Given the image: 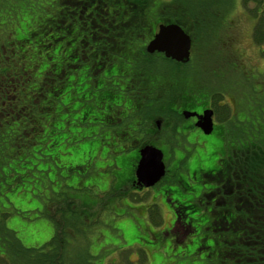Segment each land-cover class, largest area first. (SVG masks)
<instances>
[{
  "label": "rangeland",
  "instance_id": "rangeland-1",
  "mask_svg": "<svg viewBox=\"0 0 264 264\" xmlns=\"http://www.w3.org/2000/svg\"><path fill=\"white\" fill-rule=\"evenodd\" d=\"M77 1L78 0H12V2L8 3V5L13 7L10 12L1 8L0 43L3 41L5 42L8 37H13L10 36L12 30L16 33L17 37L28 34L33 40V45L31 44L32 42H29L25 49L16 48V53H8L11 60L17 62L18 66L21 65L23 70H27L29 75L31 74L33 77H36V72H34L33 67L37 61L33 57V53H26V50L28 52H34L36 48L38 53H43L42 58L45 60L46 55L44 53L46 48L43 47L45 46L43 42H45L46 34L61 24V21L65 20L68 22V19L64 15V9L68 8L70 10H75V8L78 7L81 12L84 11L83 14L88 13V11L85 10L88 5H85L83 9L81 6H77ZM151 2L163 3L168 1L151 0ZM230 2V6L226 9L227 13H225L229 15L228 20L230 21L227 30H223L227 25L225 21L219 22L220 28L212 25L213 28L208 29L207 33L205 26L199 25V27L194 30L192 25L188 23L189 33L194 38L192 53H196L194 55L195 68L202 72V77L206 80L207 71H205V69L211 67V57L213 58L214 54L229 53V60H236V57L233 58L231 53H242L241 55L243 58H241V67L243 68L241 76H243V85L240 89L241 95L239 99L246 111L240 114L239 120L241 123L238 125V127H240L239 132L235 131L233 137L226 140L225 146L232 148L234 160H236L237 149L242 151L256 145V152L252 156V160L249 161V164L251 163L250 166L256 167L257 172L264 176V152H261L264 151L261 148L263 147L262 144H264V103L259 102V99L264 95V53H260L264 45H258L254 38L255 29L251 30V28H254L257 24V19L261 20L262 17L256 12L255 7L258 3H254V1L248 3L245 0H177L175 6L183 8L187 16L192 15L193 17L196 16L198 19H201L206 16V12L209 16H212L217 9L226 8ZM81 4L83 5V3ZM169 6L168 4V6L164 8L165 13L169 12ZM116 7L117 6H113V8ZM9 8L10 7H8V9ZM85 30L86 33L84 34V38H89V31L87 29ZM34 33L37 34L36 39H38V41H34ZM73 34V37L79 35L78 26L75 27ZM84 38L81 36L80 40ZM68 41L69 37H66L63 44L66 47L64 48L65 50L68 47L66 44ZM77 41L78 40L74 41V44H76ZM59 46L61 48L63 47L62 45ZM77 46L78 45H75L76 48ZM73 47L74 46H72V48ZM89 48L90 50L84 51L92 53L94 50L93 44H91ZM68 50H70V48L66 50L67 53ZM78 50L79 53H82L81 48H78ZM119 56L121 59L114 57L117 62H114L113 68L127 75L128 78L131 79V82L125 79L126 82L123 85L122 78L116 77L112 80H101L102 77L100 75L97 76L96 89H94V91H92L90 85V87H85L89 97L85 99L87 100L86 103H93L82 110L92 113L89 115V122L84 116L75 114V119H86L84 122L79 120L81 124L89 123L95 125H85L79 128L72 127L69 132L68 128H70V122H68V119L66 120L67 113L63 115L60 110L61 107H58V105L53 107L51 104L54 110L52 109V111L48 113L49 115L46 116L48 122L45 124V127L42 125L43 117L40 116L42 113L40 110L43 105L41 101L36 100V91L39 90L40 86L39 84L31 83L20 73V104L21 106L29 104L31 108L28 111L29 115L25 114L21 116L20 120L16 122L12 121L8 124L9 126H7L5 136L11 144L10 152L12 151V147L19 141L20 129L22 127L34 129V126L28 119L30 115L38 118V123L35 128L39 129L41 132L32 134V141L28 148L20 149L21 155L19 154L20 161L26 162L23 164V168L29 169L31 167L34 171V177L25 178L21 183L18 182L16 191H13L10 189L6 190L9 186V182H13V180L8 178L3 180L0 176V221H2L4 214H9L7 227L17 233V237L21 240L23 245L28 248L41 247L50 242L54 237L56 233L54 221L56 225L59 226L60 235V231H62V215L61 211L57 210L67 209L68 205L64 200H61L60 203H52L51 201L59 199L60 197H69L73 198L75 207L88 218V222L86 217L84 222V225L86 224L84 226L86 233L79 236L76 235L77 232H75L74 229L76 224L69 222L66 224L63 223V225L65 224L64 230L67 233L66 235L71 236V240L69 237L68 240L72 241L74 244V246L67 245V250H70L71 253L81 251L84 255L88 256L90 260L94 261L89 255L90 251L92 255H96L102 247L109 245L107 248L103 249L101 254L104 255L105 259L108 255V251H110V257L107 260L108 264L110 260H116L117 264H188L190 262L192 264H220V260L208 258L209 255L206 251L204 253L202 252L197 259L194 257V261L185 256L180 257L178 252H181L184 248L168 249L169 245L164 251L161 249V251H159L160 253H157L158 250L154 249L153 251H145L143 255H140V246L142 244L147 247H160L159 244L161 243L159 239H157L156 242L149 241L147 239V233L165 236L167 231L164 230L167 229L174 220L172 208L177 205H173L172 202H168V200L166 203L169 207L161 206L160 208L154 205L155 201L153 200V194L158 195L162 185L152 189V192H131L129 195H123L122 197L114 193L118 190L117 188H119L118 183L120 186L126 185V187L124 186L122 188V191L128 190L130 188L128 182L133 175L131 166L129 167V165L124 163V159L131 160L132 157H123V154H117L122 151L120 147L125 144L132 146L133 142L138 138L134 135L135 131L138 129V125L146 119H153L156 117L154 111L149 114L142 109L140 110L142 111L141 113L137 111V107L139 108L140 104L132 99L135 96L136 89L142 90L144 79L136 75L137 71L133 67V63L129 64L125 58H122V55ZM21 57L23 60L20 59ZM38 57L40 58V56ZM56 57L59 56L57 55ZM53 63L57 64L59 67L62 65V59H60V61H57V59L56 61L53 60ZM65 63L70 64V61H65ZM213 65H222V63L218 62ZM98 66L100 65L97 64L96 69ZM17 69H19V67L14 68V70ZM84 70L85 67L82 68L80 73L82 74ZM215 75L212 79L214 83L219 81ZM230 75L231 74L226 73V78H229ZM70 79V86L72 85L71 87L73 88L76 86V80H74L73 77ZM109 81H111L110 84ZM224 81L225 79L223 78L220 82ZM120 85L124 87L121 88ZM185 87L188 88L186 85ZM214 87L217 88L219 86L215 84ZM100 89H102L101 92ZM223 89L225 90V87ZM108 92L111 93L109 95L114 96L113 99L103 100L99 98L100 96L103 97L104 94H108ZM145 92L146 94L150 93V91ZM120 94L123 96H120ZM91 95L96 97V102H93L94 99L91 98ZM119 97L129 98L134 103L136 102L134 104L136 108H133L130 114H128L129 121H127L128 124L125 127V131L120 130V132L118 130L119 128L111 127L113 124V113L107 115L108 117L104 119V123L100 121L101 125L96 126V117L99 116V122L103 112V110L100 109L98 113L96 107H105L108 104H112L113 101H120ZM80 100L81 99H79V101ZM227 101L231 102L230 99ZM79 103H82V101L75 103L72 109L77 110L79 108L77 104ZM230 106L231 108H235L233 105ZM69 119H71V117H69ZM93 119H95V122ZM5 122V120L1 121L3 127L6 125ZM39 123L42 129L39 128ZM62 124H64L65 127L63 140L64 138H67V140H64L63 144H60L58 147H50V142L54 140L52 135L57 132V128L58 130L60 129L59 126ZM162 124L164 125L163 122ZM113 129L117 131L113 133ZM4 131L5 130L0 131V139ZM8 131L10 132L8 133ZM37 139L38 142L31 147V144L37 141ZM182 142H184L185 146L181 145V148H178L176 153H179V149H182V151L186 152V155L190 154V157L193 156L192 160L201 156L203 161H206L207 155H211L206 152V149H201L199 147L193 148L184 140ZM212 142H214V140ZM154 145L164 150L163 143ZM178 145L179 142H175V146ZM139 147H137V149L132 148L129 153L131 155H138ZM29 149L31 150L32 156L27 154ZM43 154L53 156L57 162L44 161L41 159ZM1 158L3 159L2 152L0 151V170L4 165ZM186 158L188 159L189 155H187ZM214 159L215 161L217 159L215 154ZM17 161L18 160H16V163ZM14 163L15 162H9V164H7L8 168L13 169L10 167H12ZM36 166L37 168L34 169ZM129 168L130 170L127 171ZM189 168L194 171L197 168L196 162L189 165ZM45 170H49L48 178L42 172ZM12 176L13 174L11 177ZM5 184H8V186H4ZM3 191H5L4 194L2 193ZM170 191L176 192V189L170 188ZM185 195L186 196L182 198L185 200H192V194L190 195V193H188ZM175 200L176 203H178V198L175 197ZM119 201H122L126 207L121 208ZM199 202L198 200L196 203ZM45 206L50 218L44 214ZM147 209H149V211H147ZM198 215L199 213H196L193 216ZM142 225H145V230L141 229ZM114 229L120 231V235H123L124 240L119 236V232ZM200 236L203 237V234ZM61 237L62 235L59 236L62 241L63 237L62 239ZM168 240L170 239L168 238ZM189 240L188 238L186 241L189 242ZM139 241L140 243H138ZM199 242L198 239L194 240V244L191 246V252L200 245ZM178 243H176L174 247H176ZM123 247L126 249L124 248L125 250H121L122 252H120L119 249H123Z\"/></svg>",
  "mask_w": 264,
  "mask_h": 264
},
{
  "label": "trees",
  "instance_id": "trees-1",
  "mask_svg": "<svg viewBox=\"0 0 264 264\" xmlns=\"http://www.w3.org/2000/svg\"><path fill=\"white\" fill-rule=\"evenodd\" d=\"M167 1L168 2L162 3L151 2V0H114L113 4L110 5V11V6L105 10L102 8L100 9L102 18H105V15L108 16V18L98 23L96 22V11L91 13L88 12L87 14L80 13V19H78V17L68 19L66 13H64L68 22L65 20L61 21V24L46 34L45 42H43L45 44L43 47L46 48L44 53L46 55L45 60L42 58L43 53H38L36 48L34 52H28L26 50V53H33L32 55L37 61L33 67L34 72H36V77H33L31 74L29 75L27 70L24 71L23 67L20 64V66H18V63L12 61L8 55V53H16V48L25 49L27 44L33 41L30 35L24 34V36L17 37L16 33L12 30L10 36L13 37H8L5 42L3 41L0 43V52H2L0 53V131L5 130L3 134H1L2 136L0 139V151L3 157L1 161L4 163L0 170V176L3 180L7 178L13 180V182H9V186L8 184L4 185L8 186L6 190L10 189L16 191L18 182L21 183L25 178L34 177V171L31 167L29 169L23 168V164L26 162L20 161V149L28 148L32 141V134L41 132L39 129L35 128L38 123V118L30 115L28 119L34 126V129L22 127L20 129L19 141L15 144L16 147H12V153L10 152L11 144L5 136L7 126H9L8 124L12 121L16 122L20 120L21 116L25 114L29 115L28 111L31 108L29 104H24L22 106L20 104V73L31 83L39 84L40 86L39 90L36 91V100L41 101L43 105L40 110L42 112L40 116L43 117L42 125L44 127L48 122L46 116L49 115L48 113L57 105L61 107L60 110L63 115L67 113L66 120L68 119V122H70L68 132L72 127L79 128L85 125H95L89 123L81 124L79 121L81 120L84 122L87 119L89 122V115L92 114L89 111H82L85 107H89L93 104L92 102L86 103L87 100L85 99L89 97L85 87L91 86L92 91H94V89H96L97 76L100 75L102 77L101 80L110 78L116 70L113 68L114 62H117L115 61L116 58L121 59L119 56L120 54L122 58H125V53H144L143 56L140 55L135 57L133 64L136 65L137 69L143 71L142 73L152 71L154 75L156 69H158V67L160 68L162 62L159 61L160 58L151 56L146 48L159 23H176L189 33V24L192 25L194 30L198 28L199 25L206 27L211 17H213L216 21L215 23H217L223 18L225 13H227V8L223 7L217 9L212 16H209L206 12L204 18L198 19L196 16H187L183 8L175 6L177 0ZM245 1L248 3L250 1L258 3L255 7L256 12L262 17L255 39L259 44H262L264 43V0ZM9 2H12V0H0V9L2 8L10 12L13 7L8 5ZM168 4L170 5L168 7L170 13H165L164 8H166ZM85 5L87 6V4L83 3V5H79V7L81 6V8L84 9ZM113 6L117 7L113 8ZM8 7L10 8L8 9ZM85 10L88 11L86 8ZM101 20L100 18V21ZM76 26L79 28V35L73 37ZM85 29L89 31V38H84V34L86 33ZM36 35L37 34L34 33V41H38ZM81 36L84 39L80 40ZM66 37H69V41L66 43L68 46L67 49L70 48L68 53L66 51L67 49H64L66 47L63 45ZM76 40L78 41L74 44ZM31 44L33 45V42ZM91 44L94 46V50H91L92 53L85 52L84 50H90L89 47ZM59 45L63 47L61 48ZM75 45H78L77 48ZM72 46L74 47L72 48ZM78 48L82 49V53H79ZM57 55L59 57H56ZM38 56H40V58ZM55 58L57 61L62 59V65L58 67L57 64H54L53 60L56 61ZM20 59L23 60L22 57ZM65 61H70V64H66ZM97 64L100 66L96 69ZM15 67H19V69L14 70ZM84 67L85 70L81 74L80 71ZM184 73H189V69L185 68ZM71 77L76 80V86L73 88L71 87L72 85L70 86ZM165 86V82H161L160 88L154 93L161 95L164 99L167 97L166 95L168 93L170 94L168 96L171 97L173 94L171 93L172 91L170 89H164ZM101 90L102 89H100V92ZM109 94L111 93L108 92V94H104L103 97L100 96L99 98L103 100L113 99L114 96ZM91 98L94 99V101L92 100L93 102H96V97L91 95ZM79 99L81 100L79 101ZM81 101L82 103L77 104L79 108L73 110L72 107L75 103ZM149 110L151 111L147 112L148 114L154 111L156 116H169L167 111H161L153 106L150 107ZM141 112L142 111H140V113ZM75 114L79 116L82 115L86 119H75ZM69 117H71V119H69ZM2 120L6 121L5 127L1 125ZM57 121L59 122L58 119ZM93 121L95 122V119H93ZM60 126V129L58 130L57 128V132L52 135L54 140L50 142V147H58L60 144H63L64 140H67V138L63 140V134L65 132L64 124ZM39 128L42 129L40 123ZM9 132L10 131H8V133ZM147 139L154 141L152 136ZM168 140L169 142H173V138H168ZM161 141L162 140L158 138L155 140V144L161 143ZM36 142H38V139L31 144V147ZM166 144H168V142ZM262 146L261 148L264 150V144H262ZM251 147L250 149L242 151H239V149L236 150L237 157L235 166L232 167L231 171L229 170L230 179L232 181L230 183L226 181L224 185H221V187L224 186V188L222 187V191L219 194L211 195L214 201L211 208L212 212H209V210L205 213L204 210L207 204H203L201 201L189 207L190 214L199 213L198 216H192L190 219L194 226L201 229L197 233L200 235L203 234V237L199 238L201 243L194 251L191 252V248H187L186 250V247H184L183 252L186 251V253H184L185 256L187 255L186 258L194 261V257L197 259L202 252L204 253L206 251L209 255L208 258L220 260V264H264V176L257 172L256 167L250 166L251 163L249 164V161L252 160V156L256 152L257 146ZM27 154L32 156L30 149ZM212 156L214 155L207 158V161L211 164L214 162V159L210 158ZM41 159L44 161L57 162L53 156H48L47 154H43ZM16 160H18L17 163ZM124 161L126 165H129V167L131 166V160L124 159ZM9 162H15L12 164V167H10L13 169L8 168L7 164H9ZM36 168L37 166L34 167V169ZM213 169H215V167H213ZM129 170L130 168L127 171ZM214 171L216 170H213V172ZM42 172L48 178L49 170ZM226 172H228V169H225V173ZM12 174L13 176L11 177ZM2 193L4 194L5 191ZM118 196L122 197L119 194ZM61 200H64V202L68 204L67 209L57 210L61 211L62 215V231H60V235H62L63 240L61 241L59 238V226L56 225L54 221L56 230L54 237L50 242L38 248H28L24 246L21 240L18 239L17 233L7 227L9 214H4L2 221H0V264H108L107 260L110 257V251H108V255L105 259L104 255L101 254L103 249L107 248L109 245L102 247L96 255H92L90 251L89 255L94 261L90 260L88 256L84 255L81 251L71 253L70 250H67L68 246H74V244L70 241L71 236L66 235L67 233L64 230L65 224L68 222L76 224L74 228L75 232H77L76 235H83L86 233L84 227L86 225H84L86 216L75 207L73 198L60 197L51 202L60 203ZM119 204L121 208L126 207L123 205L122 201H119ZM46 206L44 207V214L50 218L49 213L46 211ZM86 220L88 222L87 217ZM63 223L65 224L63 225ZM143 227L144 225H142L141 229ZM115 231L119 232V236L124 240L123 235H120V231ZM68 237L70 240H68ZM76 239L78 240L77 237ZM138 243H140V241ZM124 248L125 247L119 249V251L122 252L121 250L126 249ZM140 250V255H143L145 250ZM109 264H117V261L110 260ZM188 264L192 263L190 262Z\"/></svg>",
  "mask_w": 264,
  "mask_h": 264
},
{
  "label": "flooded vegetation",
  "instance_id": "flooded-vegetation-1",
  "mask_svg": "<svg viewBox=\"0 0 264 264\" xmlns=\"http://www.w3.org/2000/svg\"><path fill=\"white\" fill-rule=\"evenodd\" d=\"M113 1L114 0H78L76 3L81 2L87 4V10L90 13L96 11V22L98 23L108 18L106 15L105 18H102L100 9L102 8L105 10L111 4H113ZM230 4L231 2L226 7L227 9ZM79 5L82 4H77V6ZM110 10L111 6L109 7V11ZM64 13H66L68 19H73V17H78V19H80V13L83 14V12H81L78 7L75 8V10L66 8L64 9ZM228 17L229 15L225 14L219 21H225L227 24L225 26L226 28L223 30H227L229 28L230 21L228 20ZM100 18L102 19L101 21ZM260 21V19H257V24L255 25L256 28H251V30L255 29V35L257 34ZM215 22L216 21L213 17L208 20V24L206 25V33L208 29L213 28L212 25L220 28L219 22ZM162 24L170 23H159L151 38H153L158 32L159 26ZM188 34L190 35V33ZM190 36L192 37L193 43L190 59L187 63L177 62L166 57L164 53L151 54V56L160 58L159 61L163 64H160V68L158 67V69H156L154 75L152 71L148 73H142L143 71L137 69L136 65L133 64V67L137 71L136 75L140 78L143 77L144 79L142 90L136 89L135 96L132 99L133 101H136L138 104H140L139 108L137 107V111L142 109L149 112L151 111L149 110L150 107L153 106L161 111H167L169 116L162 117L157 115L153 119L144 120L138 125V129L134 133V135L138 137L136 139L137 141L135 140L132 146L125 144L124 146L120 147L122 151L117 154H123V157H132L131 168L133 175L131 179L129 178L130 181L128 183L130 184V188L128 190L122 191V188L124 186L126 187V185L120 186L118 183L119 188H117L118 190H116L114 193H117V195L119 194L121 196H126L131 192H152V189L162 185L159 194H153V200L155 201L154 205L160 208L161 206L169 207V205L166 203L167 200L168 202H172L173 205H177L176 207L172 208L174 220L167 227V229L164 230L167 231L165 236L147 233V239L149 241L156 242L157 239H159L161 243L159 244L160 247H147L141 243L142 245H139L140 249L145 251H153L154 249H157V253H160L159 251H161V249L164 251L168 245V249L186 247L187 250V248H191V246L194 244V240L198 239L199 241V238H201V236H197L200 235L197 232L201 229L191 223L190 217H192L194 214H190L189 207L199 200L203 204H207L204 212L207 213L209 210V212H212L211 208L214 201L212 200L211 195L219 194L222 191V187L224 188V186L221 187V185H224L226 181L227 183L232 181L230 179L231 176L229 175V170H232V167L235 165V160L232 148L228 146L226 147L225 143L228 138L233 137L235 131L239 132L240 127H238V125L241 123L239 117L243 111H246L244 105L240 103L239 99V96L241 95L240 89L243 85V76H241V71L243 68L241 67V58H243L241 55L242 53H231L233 58L236 57V60H229V53L214 54L213 58L211 57V67H207L205 69V71H207L206 80L202 77V72L195 68L196 65L194 63V55L196 53H192L194 47V38L192 35ZM258 45L263 46L264 43H258ZM260 53H264V48L260 50ZM143 54L144 53H125L124 57L127 60V63L130 64L134 63L135 57L140 55L143 56ZM218 62L222 63V65H213ZM185 68L189 69V73H184ZM226 73L231 74L229 78H226ZM213 74H216L215 77L219 79V81H216L215 83L213 82ZM116 77L122 78L123 85L126 82L125 79L131 82V79L119 70H115V73H113L112 76L107 80H112ZM223 78L225 81L220 82ZM161 82H165L166 84L164 89H170L172 91L171 93L173 94L171 97L168 96L170 95L168 93L166 95L167 97L164 99L161 97V95L154 93L160 88ZM110 83L111 81H109V84ZM215 84H218L219 87L215 88ZM123 85H120V87L123 88ZM185 85L188 86V88H186ZM224 87L225 90L223 89ZM145 91H150V93L146 94ZM120 96L123 95L120 94ZM119 99L120 101H113L112 104H108L105 107H96L98 109V113L100 109L103 110L99 122V116L96 117V126L101 125V122L104 123V119L108 117L107 115L109 113H113L112 115L114 117H112L113 124L111 127L119 128V131H125V127L128 124L127 121H129L128 114H130V111L133 108H136L134 105L136 102L134 103L132 100L125 97H119ZM228 99H230L231 102H228ZM259 102L264 103V95L259 99ZM230 105L235 106V108H231ZM207 113H211L212 120V130L209 134H207L202 127V119L206 117ZM162 122L166 126H164ZM116 131V129H113V133ZM150 136L156 140L158 138L161 139V143L164 145V150L154 145L155 140L149 141L147 138H150ZM168 138H173V142H169ZM183 140L193 148L199 147L201 149H206V152L211 155L215 154L217 156L216 161L214 156L210 157L214 159L212 164L207 161V158L211 155L206 156V161H203L201 156H198V158H194L192 160L193 156L190 157V154H187L189 155V158L187 159L186 152L182 151V149H179V153H176L178 148H181V145L185 146L184 142H182ZM213 140L214 142H212ZM177 141L179 142V145L175 146V142ZM167 142L168 144H166ZM146 146H153L162 150L164 154V163L166 166L165 176L160 182L151 188H146L139 185L135 175V171L140 160V150ZM137 147H139L138 155H131L129 153L130 150L132 148L137 149ZM194 162H196L197 168L192 171L189 168V165H192ZM213 167H215V169H213ZM210 168L216 171H210ZM225 169H228V172L225 173ZM170 188H175L176 192L170 191ZM188 193L193 195L192 200H185L182 198ZM175 197L178 198V203H176ZM123 205L125 204L123 203ZM147 211H149V209H147ZM142 229L145 230V225ZM168 238L170 240H168ZM188 238L190 239L189 242L186 241ZM176 243L178 244L176 247H174ZM184 253H186V251L183 252V250H181V252H178L180 257H184ZM185 257H187V255Z\"/></svg>",
  "mask_w": 264,
  "mask_h": 264
},
{
  "label": "water",
  "instance_id": "water-1",
  "mask_svg": "<svg viewBox=\"0 0 264 264\" xmlns=\"http://www.w3.org/2000/svg\"><path fill=\"white\" fill-rule=\"evenodd\" d=\"M192 37L182 26L176 23L162 24L158 32L147 45L150 54L164 53L177 62L187 63L192 50ZM203 120V130L209 134L212 130L211 113ZM166 174L163 151L146 146L140 150V160L135 171L137 183L143 187H154Z\"/></svg>",
  "mask_w": 264,
  "mask_h": 264
}]
</instances>
